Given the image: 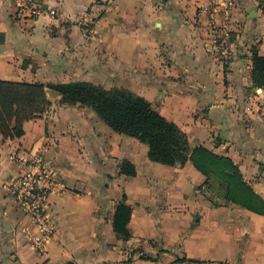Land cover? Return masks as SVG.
I'll use <instances>...</instances> for the list:
<instances>
[{
    "label": "crops",
    "instance_id": "crops-1",
    "mask_svg": "<svg viewBox=\"0 0 264 264\" xmlns=\"http://www.w3.org/2000/svg\"><path fill=\"white\" fill-rule=\"evenodd\" d=\"M24 1L0 0V79L129 89L193 146L232 158L264 199V87L252 79L254 52L264 56L261 0H40L39 16L20 18ZM220 2L232 35L222 60L209 53ZM48 94L51 109L0 143V264H264V215L214 206L192 162L152 161L147 144L113 131L92 108ZM35 155L65 185L49 196L54 233L42 250L41 229L7 186ZM125 160L134 176L120 171ZM121 202L132 210L129 239L114 228Z\"/></svg>",
    "mask_w": 264,
    "mask_h": 264
},
{
    "label": "trees",
    "instance_id": "trees-1",
    "mask_svg": "<svg viewBox=\"0 0 264 264\" xmlns=\"http://www.w3.org/2000/svg\"><path fill=\"white\" fill-rule=\"evenodd\" d=\"M252 79L255 86L264 87V56L257 52L253 54ZM49 89L61 95L62 104L92 108L113 131L147 144L150 160L182 166L192 162L206 176L204 184L198 187L204 195L217 182L227 189L225 200L264 215V199L245 180L232 158L202 145L193 146L177 123L155 110L143 96L123 87L107 89L86 81L44 84L0 79V143L20 138L25 122L40 119L51 109ZM120 171L136 174L135 166L127 160L121 163ZM207 198L214 206L222 205ZM131 211L124 202L116 208L114 228L124 239L131 236L127 228ZM181 260L185 259H176Z\"/></svg>",
    "mask_w": 264,
    "mask_h": 264
},
{
    "label": "built area",
    "instance_id": "built-area-1",
    "mask_svg": "<svg viewBox=\"0 0 264 264\" xmlns=\"http://www.w3.org/2000/svg\"><path fill=\"white\" fill-rule=\"evenodd\" d=\"M98 0H94L97 3ZM224 12V18L211 27V45L209 53L216 59L227 58L228 46L232 41L230 30V13L224 2L219 3ZM42 12L40 0H26L19 6L17 14L20 18H34ZM85 15L83 25L90 27V22ZM9 195L16 201L18 206L29 215L42 231V237L37 241L40 250L44 243L53 236L54 229L47 214L49 196L56 190H63L65 185L59 173L47 165L40 155H35L27 162L24 169L8 182Z\"/></svg>",
    "mask_w": 264,
    "mask_h": 264
},
{
    "label": "rangeland",
    "instance_id": "rangeland-1",
    "mask_svg": "<svg viewBox=\"0 0 264 264\" xmlns=\"http://www.w3.org/2000/svg\"><path fill=\"white\" fill-rule=\"evenodd\" d=\"M261 2L264 5V0H261ZM48 91H49V93L52 92L51 89H49ZM226 194H227L226 187H224L223 185H221L220 183H217V182L215 183L214 188L212 190L207 191V196L212 197L215 202L220 203V204H224V203L228 202L227 200L224 199ZM141 257L145 258V259L152 258L151 256H149V254H146L143 252H142ZM128 260H129V258H128ZM204 264H209V263H204Z\"/></svg>",
    "mask_w": 264,
    "mask_h": 264
}]
</instances>
